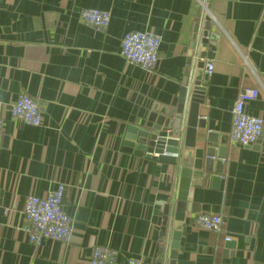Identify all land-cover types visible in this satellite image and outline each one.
Masks as SVG:
<instances>
[{
    "label": "crops",
    "instance_id": "0c3cea01",
    "mask_svg": "<svg viewBox=\"0 0 264 264\" xmlns=\"http://www.w3.org/2000/svg\"><path fill=\"white\" fill-rule=\"evenodd\" d=\"M200 2L214 20L199 117L217 146L211 174L187 190L175 264H264V126L251 147L229 142L241 89L258 90L245 111L264 122V0H0V264H89L99 245L117 252L116 264H168L159 220L178 192L176 166L122 148L127 129L141 127L155 104L174 106L182 81L194 78ZM82 9L107 11V27L84 25ZM128 32L160 38L153 71L120 56ZM22 94L37 103L40 127L11 118ZM59 185L70 240L34 247L23 230L25 199ZM203 214L221 217L218 234L195 226Z\"/></svg>",
    "mask_w": 264,
    "mask_h": 264
},
{
    "label": "water",
    "instance_id": "95a60500",
    "mask_svg": "<svg viewBox=\"0 0 264 264\" xmlns=\"http://www.w3.org/2000/svg\"><path fill=\"white\" fill-rule=\"evenodd\" d=\"M201 29L196 28L191 51L197 45L198 37L200 54L198 63L190 65L196 68L194 78L182 82L178 100L174 106L153 105L146 122L138 128H129L125 135L122 150L137 156H144L176 166L178 174V192L173 199L167 201L163 209V218L159 226L163 229L161 236L166 238L165 251L168 264H175L180 252L179 241L186 233L184 225L186 213V194L190 186L206 179L211 174L212 149L216 148L215 134L206 131L205 120L199 117L200 106L204 104V85L201 83V70L209 60L206 54L210 19H204ZM192 53H189L191 57ZM197 130L206 131L197 139ZM258 143V142H257ZM212 144V145H209ZM220 156L222 148L219 147ZM155 154L157 157H152ZM212 183L219 181L218 176L210 177ZM228 247L232 243L226 242Z\"/></svg>",
    "mask_w": 264,
    "mask_h": 264
},
{
    "label": "built area",
    "instance_id": "2783aa9c",
    "mask_svg": "<svg viewBox=\"0 0 264 264\" xmlns=\"http://www.w3.org/2000/svg\"><path fill=\"white\" fill-rule=\"evenodd\" d=\"M203 19L210 15L204 2ZM80 21L97 30L105 29L109 23V13L97 9H82L79 11ZM160 38L152 32H128L120 44V56L127 62L136 65L144 71L151 72L158 62ZM197 59V57H196ZM206 72L212 71V63L206 62ZM258 90L243 88L239 92L231 110L232 127L229 142L233 146L251 147L262 137L264 122L259 117H252L245 111L247 103L258 97ZM12 119L28 126L40 127L42 116L37 103L26 94L20 95L9 108ZM4 121L0 116V137L3 135ZM64 187L59 185L46 197L33 195L25 199L22 215L24 217V233L27 242L39 247L45 241L68 242L73 232V221L67 216L61 205ZM222 219L219 215H199L195 226L204 231L218 234L221 230ZM228 241V239H227ZM226 241V242H227ZM117 252L104 246H95L92 249L89 264H116ZM126 264H144L141 259L130 258Z\"/></svg>",
    "mask_w": 264,
    "mask_h": 264
}]
</instances>
